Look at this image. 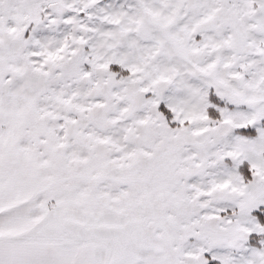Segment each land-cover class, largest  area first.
I'll list each match as a JSON object with an SVG mask.
<instances>
[{
  "label": "snow or ice",
  "instance_id": "6c2138e0",
  "mask_svg": "<svg viewBox=\"0 0 264 264\" xmlns=\"http://www.w3.org/2000/svg\"><path fill=\"white\" fill-rule=\"evenodd\" d=\"M0 264H264V0H0Z\"/></svg>",
  "mask_w": 264,
  "mask_h": 264
}]
</instances>
